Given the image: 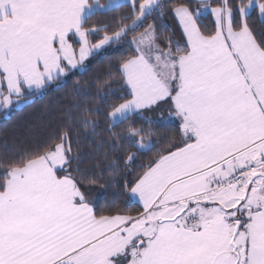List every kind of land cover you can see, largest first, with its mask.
Returning <instances> with one entry per match:
<instances>
[{
	"label": "snow or ice",
	"instance_id": "snow-or-ice-1",
	"mask_svg": "<svg viewBox=\"0 0 264 264\" xmlns=\"http://www.w3.org/2000/svg\"><path fill=\"white\" fill-rule=\"evenodd\" d=\"M123 6L125 0H0V111L27 106L154 12L163 14L159 0H128L132 23L91 42L103 29H86L87 20ZM173 11L186 44L173 49L169 39L163 49L153 24L128 41L135 55L123 60L121 73L131 99L109 113L116 127L170 101L159 121H180L182 144L159 152L125 185L143 212L97 215L71 171L79 157L62 133L0 182V264H264V33L249 23L253 13L264 23V0ZM209 14L215 31L206 35ZM81 123L95 132L88 116ZM148 134L130 125L126 139L151 150Z\"/></svg>",
	"mask_w": 264,
	"mask_h": 264
},
{
	"label": "trees",
	"instance_id": "trees-1",
	"mask_svg": "<svg viewBox=\"0 0 264 264\" xmlns=\"http://www.w3.org/2000/svg\"><path fill=\"white\" fill-rule=\"evenodd\" d=\"M142 2L137 0L136 4ZM160 4L162 15L160 11L154 12L143 26L129 32L124 41L111 44L108 50L91 56L85 63L86 70L74 71L59 86L54 83L5 119H2L4 111H0V182L26 154H34L37 150L42 154L49 144L58 142L59 136L66 132L71 141V155L79 157L72 160L71 171L96 214L137 216L143 212L130 196L124 194L125 185L131 186L159 152H167L172 144H182L183 140L179 123L152 121L150 124L145 116H133L116 127L111 126L109 113L131 99L122 77L121 64L135 55L134 46L128 41L143 33L149 24L155 26L156 43L163 49L168 48L169 39L174 42L173 49L175 43L184 45L173 10L180 5L192 9L204 5L196 0H161ZM218 4L219 0H213L206 5L216 7ZM124 16L128 19H122ZM134 18L132 8L125 4L93 14L84 27L103 29L89 38L95 43L105 31L112 34L119 26L130 25ZM249 23L258 35L264 33V23L259 20L258 13L252 14ZM201 30L206 35L214 33V19L210 14L202 20ZM85 116L95 121L94 133L83 127L81 120ZM130 125L149 133L144 139L151 143V150H138L126 139ZM130 153L135 154V159L127 161Z\"/></svg>",
	"mask_w": 264,
	"mask_h": 264
},
{
	"label": "crops",
	"instance_id": "crops-1",
	"mask_svg": "<svg viewBox=\"0 0 264 264\" xmlns=\"http://www.w3.org/2000/svg\"><path fill=\"white\" fill-rule=\"evenodd\" d=\"M137 1V0H136ZM161 0H159V2H160ZM197 2H199V3H201V4H204V5H206V4H210L213 0H196ZM95 2V0H88V3L89 4H93ZM114 2H120V0H114ZM107 3H109V0H99V4L100 5H106ZM128 3V0H125V4H127ZM98 12H106V11H102V10H100V11H96L95 13H98ZM94 13V14H95ZM173 17H174V19H175V21H176V23H177V25H178V27H179V29H180V32H181V34H182V37H183V39H184V43L186 44V36H185V34L183 33V27H182V25L180 24V21H179V18L175 15V13H174V11H173ZM213 19H214V17H213ZM91 37V36H90ZM89 37V38H90ZM76 39H78V37L76 38ZM111 45H109V46H105V48L103 49V51L105 50H108L109 49V47H110ZM134 46V45H133ZM76 47L78 48L79 47V45L77 44L76 45ZM103 51H101V52H103ZM91 57H89L84 63H86L89 59H90ZM162 102H167V103H169L168 105V110L170 111V107H171V102L170 101H161L160 103H162ZM159 103V104H160ZM154 107H156V106H153L152 108H154ZM158 107V106H157ZM147 109H145V110H143V116H144V114H145V111H146ZM150 110H152V109H150ZM145 118H147L148 119V117L145 115ZM152 121H155V122H161V121H156V120H152ZM165 123H179L180 124V121H179V119L178 118H175V119H171V121H165ZM132 199V201H134L135 203H137L142 209H143V207H142V204L138 201V199H133V198H131Z\"/></svg>",
	"mask_w": 264,
	"mask_h": 264
},
{
	"label": "rangeland",
	"instance_id": "rangeland-1",
	"mask_svg": "<svg viewBox=\"0 0 264 264\" xmlns=\"http://www.w3.org/2000/svg\"><path fill=\"white\" fill-rule=\"evenodd\" d=\"M138 37V36H137ZM105 51V50H104ZM13 100L16 99V97H13L12 98ZM169 103L167 102H162L159 104V106L157 107H154V108H151L152 110L150 109H147L145 111V114L144 116L146 115L148 118H151V120H156V121H159V117L161 115V113L167 115L169 113V110H168V105ZM20 107L22 106H18V105H13L11 106L9 109H7L6 111H4V117L2 119H5L7 118L9 115H11V113L17 109H19ZM171 121V120H169ZM165 122V121H164ZM163 122V123H164ZM167 122V121H166Z\"/></svg>",
	"mask_w": 264,
	"mask_h": 264
}]
</instances>
